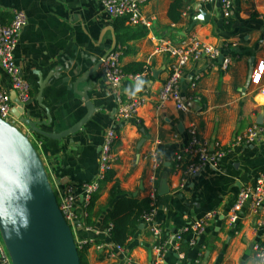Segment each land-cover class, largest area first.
<instances>
[{
  "label": "crops",
  "instance_id": "crops-1",
  "mask_svg": "<svg viewBox=\"0 0 264 264\" xmlns=\"http://www.w3.org/2000/svg\"><path fill=\"white\" fill-rule=\"evenodd\" d=\"M173 1L146 0L142 10L153 18L151 27H130L132 35L140 28L146 34L127 41L121 65L141 63L143 71L135 73L140 76L138 80L123 78L119 91L123 99L140 97L144 103L136 118L117 120L115 97L102 65L78 82L102 60L116 39L115 19L100 2L0 0L2 23L11 20L12 10L22 11L27 18L13 51L31 95L24 114L40 122L42 130L60 133L87 112L80 92L87 90L95 108L83 129L60 139H40L21 127L36 146L53 188L70 185L76 189L72 231L77 243L91 242L89 264L153 262L152 247L157 239L148 225L141 222L122 250L111 241L108 227L102 228L114 202L111 189L115 183L124 196L137 200L154 196L163 264H255L253 245L264 241V208L253 211L245 202L235 223L227 219L239 190L253 187L264 173V137L250 143L242 139L249 127L264 125V0H233L229 17L222 15L218 0H183L178 23L168 15ZM190 36L217 47L219 54L190 61L184 67L180 91L188 104L186 111L176 110L170 101L159 106V90L174 58L167 51L155 50L157 38L175 43ZM225 59L230 60L226 67ZM192 82L196 83L194 87ZM0 90L7 91L12 100L11 79L1 67ZM14 106L12 102L11 108ZM108 127L116 132L113 176L101 182L98 198L88 213L94 224L85 225L87 206L83 212L80 187L95 178ZM191 131L210 151H223L216 169L206 167L190 176L177 165L172 169L175 154L188 145ZM162 183L168 190L163 195ZM211 210L215 215L200 233L189 231L179 241L174 238L179 229Z\"/></svg>",
  "mask_w": 264,
  "mask_h": 264
},
{
  "label": "built area",
  "instance_id": "built-area-1",
  "mask_svg": "<svg viewBox=\"0 0 264 264\" xmlns=\"http://www.w3.org/2000/svg\"><path fill=\"white\" fill-rule=\"evenodd\" d=\"M107 12V14L116 19L118 17H125L126 23L130 26H142L147 29L151 27L153 18H148L144 15L142 7L146 0H98ZM200 2L206 0H198ZM221 7V12L224 17L231 15L233 0H218ZM27 23L25 14L20 10H12V18L8 23H2L0 19V67L10 77L13 91L16 93L18 100L24 105L30 100L29 85L20 74L18 66L16 65L13 57V51L18 39L19 34ZM157 45L155 50L167 51L174 58L171 65L169 75L163 82L159 90L158 105L162 106L165 102H172L175 109L178 111H186L188 108L187 102L184 100L180 91V82L183 79L184 67L190 61H197L202 57L216 58L219 54L217 47L211 46L196 37H188L172 42L170 40H162L157 38ZM122 49L120 46L115 47L102 63V71L107 82L111 85L112 91L116 102V119L129 120L136 118L139 108L144 103L140 97H131L123 99L119 91V83L125 78L138 80L139 75L126 73L122 69L120 56ZM229 59L223 61L224 67L229 64ZM199 75L194 78L197 80ZM195 82L191 83L194 87ZM12 100L9 93L5 90H0V117L8 120L13 124L25 127L20 122L19 117H14L11 113ZM14 117V119L12 118ZM23 131V130H22ZM24 132V131H23ZM191 140L185 147L183 152H177L174 157L175 162L189 161L184 167L182 164H176L183 169L185 176L195 175L200 173L206 167L216 169L218 166V159L223 155V151L216 149L210 151L208 146L201 142L197 137L196 132L191 131ZM264 137V125H253L249 127L244 133L242 139L247 143L253 142L259 138ZM116 139V132L114 127H108L103 135V142L101 144L98 168L95 178L91 182L83 183L80 187L82 197V211H85V206L88 205L91 195L96 193L100 187L101 182L104 180L106 173L112 169L115 163V156L112 153V145ZM241 139V138H240ZM59 208L65 220L73 226L76 218L75 203L77 200V192L74 186H65L63 188H54ZM156 197V196H155ZM151 199V198H150ZM154 196L151 199L150 209L143 213L141 219L142 223L149 226L152 235L157 239V243L153 245L154 257L152 264H163V244L161 241V227L155 223L154 215L156 212ZM248 202L249 207L256 211L264 208V173L257 178L253 187L241 188L233 202L228 214L227 219L229 223H235L239 217V211L242 206ZM215 211H209L203 217L190 224V226L179 229L174 238L179 241L182 239L184 232H192L194 234L200 233L204 227L212 220ZM89 240L80 241L77 244L82 245ZM118 250H122L123 246L116 244ZM255 252V264H264V241L257 242L253 245ZM131 261V257L128 256ZM127 261L128 263H130ZM0 264H11L10 257L4 247L0 238Z\"/></svg>",
  "mask_w": 264,
  "mask_h": 264
},
{
  "label": "water",
  "instance_id": "water-1",
  "mask_svg": "<svg viewBox=\"0 0 264 264\" xmlns=\"http://www.w3.org/2000/svg\"><path fill=\"white\" fill-rule=\"evenodd\" d=\"M116 45L78 82L96 71ZM87 90H83L87 112L72 127L60 132L42 130L40 122L24 114V104L12 97L11 113L40 139L73 134L84 128L91 118L92 106ZM260 124L261 122L258 121ZM162 183L160 194L167 193ZM0 238L11 264H79L77 244L71 225L65 220L45 164L34 143L18 125L0 117Z\"/></svg>",
  "mask_w": 264,
  "mask_h": 264
},
{
  "label": "trees",
  "instance_id": "trees-1",
  "mask_svg": "<svg viewBox=\"0 0 264 264\" xmlns=\"http://www.w3.org/2000/svg\"><path fill=\"white\" fill-rule=\"evenodd\" d=\"M185 2L183 0H174L168 10V15L174 23H178L182 20V13L184 9ZM113 26L116 32L117 46H120L122 51H124V46H126L127 41L131 39L140 38L146 34V30L140 28V32L131 34V26L126 24L125 17H118L114 20ZM142 27V26H140ZM123 71L126 73L135 74L136 72L142 73L143 65L141 63L129 64L126 67H122ZM189 163V161L173 162L172 169H175L176 164H182L184 167ZM113 171L109 170L102 182H106L112 179ZM98 198L97 193L91 195L90 201L87 205V216L84 220L85 225L94 224L88 214L90 208L94 205L96 199ZM114 200L112 207L109 212L104 216V225L102 228L108 227V232L110 239L113 243L122 246L126 245L129 237L136 234L139 230V225L142 222V215L144 212L150 209V198H145L143 200H137L135 197L124 196L119 190V186L115 183L111 189V201ZM99 243V240H95ZM77 244V242H76ZM91 242H86L82 245L77 244L79 264H89L87 259V251Z\"/></svg>",
  "mask_w": 264,
  "mask_h": 264
}]
</instances>
